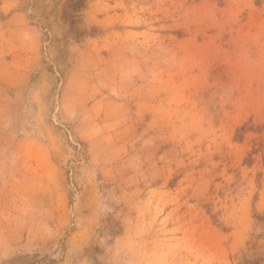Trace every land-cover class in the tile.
I'll return each instance as SVG.
<instances>
[{
    "label": "rangeland",
    "instance_id": "obj_1",
    "mask_svg": "<svg viewBox=\"0 0 264 264\" xmlns=\"http://www.w3.org/2000/svg\"><path fill=\"white\" fill-rule=\"evenodd\" d=\"M65 4L0 0V264L264 254V0Z\"/></svg>",
    "mask_w": 264,
    "mask_h": 264
},
{
    "label": "trees",
    "instance_id": "obj_2",
    "mask_svg": "<svg viewBox=\"0 0 264 264\" xmlns=\"http://www.w3.org/2000/svg\"><path fill=\"white\" fill-rule=\"evenodd\" d=\"M89 0H66L64 7L63 19L70 24L71 31L74 34L76 40H81L82 38L89 35L80 22V13L86 9ZM257 220L260 223H264V217H258ZM33 257L31 255L17 256L6 263L10 264H32L30 260ZM264 254L254 253L252 255L243 254L240 259V264H263Z\"/></svg>",
    "mask_w": 264,
    "mask_h": 264
}]
</instances>
